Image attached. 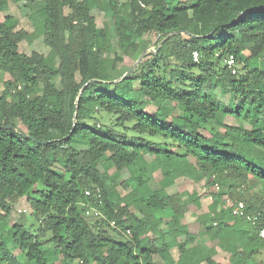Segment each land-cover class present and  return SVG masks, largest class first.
<instances>
[{"label":"trees","instance_id":"obj_1","mask_svg":"<svg viewBox=\"0 0 264 264\" xmlns=\"http://www.w3.org/2000/svg\"><path fill=\"white\" fill-rule=\"evenodd\" d=\"M24 1L34 33L14 16L0 20V264H217L202 231L228 264H264L261 225L228 203L264 210L255 192L264 190V69L249 66L264 53V0ZM103 16L110 22L99 26ZM176 31L189 35L172 36L117 81L126 58ZM34 38L47 56L20 51ZM156 173L199 176L218 185L215 200L188 221L202 209L199 194L182 202L153 189ZM21 198L36 230L4 226Z\"/></svg>","mask_w":264,"mask_h":264},{"label":"rangeland","instance_id":"obj_2","mask_svg":"<svg viewBox=\"0 0 264 264\" xmlns=\"http://www.w3.org/2000/svg\"><path fill=\"white\" fill-rule=\"evenodd\" d=\"M30 8L26 6V1H9V9L2 14H0V20L4 21L7 17L14 16L18 22L19 27L18 29H24L27 31V33L32 34L34 33V25L30 20ZM109 19L103 17H99L97 19L98 25L102 26L105 21ZM110 22V20H109ZM111 24V23H110ZM156 46L151 45L148 48L149 54H152L156 52ZM37 51L45 56L49 54V48L45 46L43 41L40 38H34L32 40L26 39L20 44V51L22 53H25L27 55H31L33 51ZM146 58V57H145ZM136 61L132 58H126L123 65H121V70L123 72H127ZM249 66L251 67H258L264 69V53L257 59H251L249 61ZM56 83L59 84L58 79L56 80ZM224 101L229 102V97H222ZM171 109H174L175 113H181V110L179 108H176L174 106H170ZM105 119H103L102 122H104ZM18 128L25 131V128L22 126V124L18 123ZM112 175L116 177V173L114 170L111 171ZM197 178H182L177 181H171L168 179H164L160 173H156L153 175V189L159 190V189H166L169 193H179L181 196V201L186 202L188 199V195L192 194L193 192H197L200 196V202L202 204L201 211L197 213L188 212L186 215V218L188 221H194L200 213H206L208 211V207L214 202L215 200V188H209L207 186V180L196 176ZM121 180L120 178H118ZM257 194L264 198V190L258 188L255 190ZM31 209L29 207L28 201L26 198H21L18 203L13 208L12 212L7 215L6 220L4 222V226L10 228L13 224H19V225H26L27 227L32 228V230H36L38 227L34 224L33 219L31 218ZM165 215V214H163ZM201 247L205 248L207 250H212L214 248H218L217 246V240L212 236L211 234L206 233L205 231L201 232ZM225 251L218 254L217 259L219 261L224 263L225 259ZM215 255V254H214ZM174 259L177 261L179 254L177 251H174ZM21 260L24 262L25 257L22 256ZM229 262V261H228Z\"/></svg>","mask_w":264,"mask_h":264},{"label":"built area","instance_id":"obj_3","mask_svg":"<svg viewBox=\"0 0 264 264\" xmlns=\"http://www.w3.org/2000/svg\"><path fill=\"white\" fill-rule=\"evenodd\" d=\"M193 59L196 62L198 61V59H199L198 53H194ZM226 64H227L228 68L231 70L233 75L237 74V62H236V59L234 57L228 58L226 60ZM216 188L218 189V185H216ZM86 195L89 196L90 192H87ZM99 197H101V196L99 195ZM228 203L233 204L232 213L234 216L242 217V218L246 219L252 225H261V228L259 230V237L264 240V210L259 211V212H255V213H249L246 210L245 203L242 201H237V202L233 203L232 201L229 200ZM86 215H88V216L93 215L94 217H99V216H101V212L95 208L88 207V209L86 211ZM127 233L129 234L130 231H127Z\"/></svg>","mask_w":264,"mask_h":264},{"label":"water","instance_id":"obj_4","mask_svg":"<svg viewBox=\"0 0 264 264\" xmlns=\"http://www.w3.org/2000/svg\"><path fill=\"white\" fill-rule=\"evenodd\" d=\"M244 15V13H242L237 19H235L234 21H233V23H236V22H238L240 19H241V17ZM178 34H187V35H189V32H186V31H176V32H172V33H169L162 41H161V43L159 44V46H158V48L156 49V52L158 51V49H160V47L168 40V39H170L172 36H174V35H178ZM147 54H149V51H148V49L146 50V51H144V53L139 57V59L136 61V63L119 79V80H117V81H120V80H123V79H128L129 78V76L132 74V72L136 69V67L139 65V63L143 60V59H145V57L147 56ZM117 81H115V82H117ZM89 83H87L83 88H82V90L80 91V94H79V97H78V99H77V101H76V105L78 106V104H79V100H80V98H81V95H82V93H83V90L85 89V87L88 85ZM76 124H77V118H76V114H75V118H74V127H76ZM0 128H4V127H1L0 126ZM6 128H8V129H14L13 128V126H7ZM70 137V135L67 137V138H69ZM55 141H57V140H53V141H49V142H43V141H39V140H36V142L38 143V144H40V145H47V144H49V143H53V142H55Z\"/></svg>","mask_w":264,"mask_h":264},{"label":"crops","instance_id":"obj_5","mask_svg":"<svg viewBox=\"0 0 264 264\" xmlns=\"http://www.w3.org/2000/svg\"><path fill=\"white\" fill-rule=\"evenodd\" d=\"M200 237H201V234H200ZM214 249H216L217 251L214 252L213 249H212V252L215 254V255H213V260L215 262H217V264H228L229 263L228 261H230V254H229V252H226V251L224 252L225 259L223 260L224 261V263H223V262L219 261V259H217L218 257H216V256H218V254L222 253L223 251L222 250H219V248H214Z\"/></svg>","mask_w":264,"mask_h":264}]
</instances>
